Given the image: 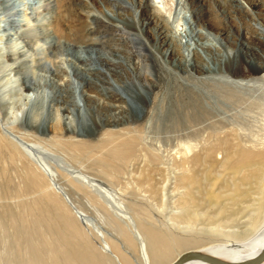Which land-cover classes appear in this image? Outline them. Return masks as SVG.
<instances>
[{"label":"bare ground","instance_id":"bare-ground-1","mask_svg":"<svg viewBox=\"0 0 264 264\" xmlns=\"http://www.w3.org/2000/svg\"><path fill=\"white\" fill-rule=\"evenodd\" d=\"M43 1L0 0V64L9 70L7 78L0 81V87H5L0 88V264H111L108 260L112 264H128L133 262L127 255L128 248L138 252L133 264H171L185 253H192L193 257L181 264H242L258 256L264 250V131L256 142H247L232 126L214 140L204 141L198 137L201 128L192 126L216 113L236 115L256 103L264 114V61L257 63L256 53L245 41L230 49L221 37L201 26L202 0H146L142 6L155 5L168 22L151 18L153 42L145 36L146 25L135 4L125 5L126 10L131 6L134 9L131 18L123 8L122 17L109 12L111 22L105 28L113 29L117 38L125 42L132 53L130 58L120 54L123 47H116L117 57H113L96 46L66 43L68 57L60 58L59 66L63 70L38 56L45 73L39 77L30 72L15 75L23 62L10 52L11 47L20 44L26 27L34 21L48 22L52 16L42 12ZM239 1L219 3L240 5ZM31 3H35L33 9ZM7 8H13L12 16L4 14ZM183 8L187 15H182ZM125 21L129 27L120 24H127ZM130 29H134V36L127 35L131 34ZM211 35L213 41H209ZM24 51L29 57L37 53V47ZM60 51L63 50L57 47ZM120 62L126 70L115 65ZM47 81L57 89L52 95L44 88ZM66 83L74 88V98L67 93ZM83 85L87 88L82 89ZM6 86L15 87L11 100V90ZM158 86L162 90L161 93L158 89L162 94L158 111L164 113L166 108L170 118L190 122L191 129L180 135V145L185 150L204 147L188 160L191 174L182 175V213L174 227L165 219H157V223L150 215L151 207L142 201L150 192L159 194L155 186H149L147 176L138 178V184L127 182L119 196L113 192L117 190L114 186L130 173L138 136L128 133V129L108 130L98 141L66 135H82L93 115L102 113L108 117L112 109L123 107L126 116L130 115L129 109L136 111L137 116L144 114L146 104H155L156 97H151V93ZM255 87L263 89L260 102L248 95ZM113 90L119 92L117 96ZM98 94L108 99L109 105L87 107L84 97L90 101ZM49 96L53 102L50 113ZM60 110H68L80 122L75 126V118ZM40 113L43 117L38 122ZM19 116L22 122L17 124ZM100 121L102 125L110 122ZM113 121L117 124V120ZM253 144H258V148ZM216 148L226 151L221 160L213 158ZM85 165L105 182L83 172L81 166ZM9 171L15 172L11 174L19 179L18 186L11 185ZM230 174L234 175L233 180ZM112 187L116 189L112 191ZM9 191L18 198L16 205L9 202ZM251 194L252 207L243 214L247 217L244 228L224 230L226 219L236 217L234 205ZM72 195L81 198L90 209L102 207L108 223L120 236L107 238L94 221L96 216L76 206ZM227 200L231 202L226 204ZM209 207L217 210L209 211ZM226 208L231 209L230 216L224 217ZM85 227L93 231L103 253L91 242ZM228 236L235 240H228ZM117 247L123 249V258ZM255 264H264V258Z\"/></svg>","mask_w":264,"mask_h":264},{"label":"rangeland","instance_id":"rangeland-1","mask_svg":"<svg viewBox=\"0 0 264 264\" xmlns=\"http://www.w3.org/2000/svg\"><path fill=\"white\" fill-rule=\"evenodd\" d=\"M145 1L146 0L43 1L44 6L42 7V12H48V14L50 13L52 15L50 17V20L48 22H45L48 25L45 23L38 24L40 22L36 23L34 21L32 26L28 28L26 27L24 29V35H21L19 39L21 40V42L19 41L20 44L17 46H12L11 51L9 50L11 53L15 52L14 56L18 60H21L20 62H23V65L21 64L19 69L17 68L18 73L16 72L17 74L15 75L22 76L25 73L30 72V74L34 76L38 74L39 77L41 74L45 73L44 67H42L40 62H38V56L44 59L46 57V59L50 60L53 63L55 68L63 70V68L59 66L61 65L60 58L68 57L65 52L66 43H72L76 46L83 47L96 46L100 51H104L108 55L113 57H117L115 51L117 50L116 47H123L124 49H121L119 51L120 54H122L126 58H130V55L132 53L130 52L129 48L126 47L125 42L117 38V34H114L113 29H108L105 27L108 22H111V20L109 19V12L117 13L119 17H122L123 15L120 14V12L121 10H126L125 5L135 4L136 7L139 8V16L141 20L144 21L146 25L145 36L151 42H153V40L155 39V31H153V20L157 18L162 23L168 24V22L165 13L155 5L151 4L148 7L142 6ZM219 2L221 3V0H202V5H204L202 8L204 16L199 22L201 23V26L207 27L212 35L214 34L215 36L221 37L226 42L227 47L230 49H236L239 45H241V42L245 41L250 46L251 50H254V55L256 53L255 57L257 58V63L264 61V0H240V5H237L236 3H228V5H222ZM34 5L35 3H31L30 6L32 9L34 8ZM181 11L182 15H187L186 8H183ZM12 13L13 8H7L4 12V14L10 16L13 15ZM125 15L128 18H131L134 15V9L132 8V6L131 8H127V10L125 11ZM151 18L153 20H151ZM125 22L127 24H124V22L120 24L129 27L128 22ZM129 32L131 34H127L128 36H134V29H130ZM212 35L209 37V41H213ZM51 38L54 40L52 41ZM32 46L37 47V53L31 54V56L28 57L27 54L25 55L24 49H30V47ZM57 47L61 48V50L63 51H60L58 53ZM41 51H43V53H41ZM31 57L33 58L31 59ZM76 57L77 56H75L73 60H75ZM115 65L123 70H126L121 62ZM7 72H9V70H7V67H5L4 64H0V81H4L7 78ZM66 86L67 93L71 98H74V88L68 84ZM53 87L54 86H52L50 82L48 83V85L44 86L45 90L48 91L46 93H51V95L54 94L57 89ZM0 88L3 90L5 87ZM86 88L87 86H82V89ZM159 88L160 86L156 88L157 90L154 89V92L151 93V97L153 95L156 97L155 104L153 106H151L150 104H146L144 114L137 116L136 111L129 109L130 115L126 116L128 113L127 111L123 110V107H121L123 111L121 109H112V111L107 113L108 117L104 116V114L102 113L93 115V117H91V119L87 121L88 125L85 126L84 129H82V135H78L76 133L69 134L68 132H66V135H73L74 138L84 139L88 141H98L105 136L108 130L119 132L123 129L125 132L129 130L128 133H133L138 136L139 143L137 146L135 159L130 164L132 165V168L131 166H129L130 173L125 176V179L127 181L123 179L120 184H116L114 186L119 191H113V189H116L113 187L112 191L117 193V195L119 196V194H122L121 192H123L122 187L124 185H127L129 182L130 185L138 184V178L147 176L149 180V186H155V188L159 191V194L150 192L148 194L149 197H143L142 201L148 207H151L150 215L153 214L151 216H153L156 221L157 219H161L162 221H164L163 219H165V222L168 223L169 221V224H173L174 227V225L177 226V218H179V215L182 213V207L180 205L182 193H184V187L181 186L182 175L186 174V176H189L191 174L190 162L188 160L195 153L202 152L204 150V147H202V145H198L191 150H185L180 145V135L191 129L189 127L190 122H187L188 120L186 121L180 118L178 120L170 118L167 113H165L167 111L166 108L164 113L158 111L159 107L157 106V102L159 103V99L162 95V90ZM6 89H9V91L11 90L8 96L10 100L13 99L14 97L11 95V93L14 92L15 87L6 86ZM126 89L129 90L128 87ZM158 89L161 91V93L160 91H158ZM113 91L117 96L119 92L115 90ZM248 93L251 98H255V100L257 101H262L263 89L261 87H255L252 90H249ZM84 99L85 105L89 108H104V106L109 105L108 99H106L102 94H98L97 97L90 99V101L86 100V97H84ZM115 101L117 102V100ZM120 104L124 106V104ZM52 105L53 102L51 100V97L49 96L47 98V108L49 113L51 111ZM165 105H167V103ZM54 107L57 106L55 105ZM249 107L250 109L243 110L241 111V113H238L236 115L226 116L222 112L210 115L208 118H205L206 121L205 119H203L193 122L192 127L201 128V134L198 137L202 140L205 139L204 141L214 140L217 135L224 134V129L233 126L232 128L239 131L241 136L244 137L247 142H256L257 140H259V137L263 135L264 127L262 126H264V114L259 103L252 104V106ZM53 109L55 110V108ZM60 111L62 114L69 115L72 118L74 117L75 126L78 122H80V118L78 119L75 116H72L73 114L68 110ZM42 117L43 115L42 113H40L37 117L38 122L42 119ZM100 120H103L104 122L110 120V122H106V125H102ZM113 120H117V124H112L114 122ZM21 122L22 116H19L18 119H16L15 123L19 124ZM89 122L92 124L89 125ZM257 146L258 144H253L254 148H258ZM145 147H147L146 149L148 151L145 149ZM151 151L153 154H151ZM225 152L226 151L224 149L216 148L213 151V158L216 160H221L224 157ZM76 167L80 168L78 165ZM81 167L83 172L88 173L94 178L97 177V179H100V181L105 182L99 175L96 174L95 170L88 165ZM13 172L14 171H9L12 178L11 185L18 186L19 179L17 178V176H15V174H11ZM232 175L233 174H230L228 176L233 180L235 177L234 175ZM232 180L230 179L229 182H232ZM161 184L165 187H162ZM162 191L164 192V194L162 193ZM151 193L154 195H152ZM12 195L13 192L9 191L8 200H10L9 202L13 205H16L18 202L16 200H18V198L14 197V195L12 197ZM72 196V199L76 206L80 207L84 211H87V213L89 211L90 214H88L91 216L93 215L92 217L96 216V219L94 221L98 224V226L101 227V229H103L107 238L115 239L117 236H120L119 233V235L117 234L118 231L115 230L110 223H108L109 219L105 218V211L102 207H99L98 209H93L94 207H91L90 209L89 206L82 204L83 200L81 198H77L76 195ZM253 197L254 195L251 194L248 197H244L239 200L236 205L233 204L234 208L238 212L235 214L236 217L234 219H226V221L228 222L225 221L226 223H223L224 230L233 231L236 229L235 231H240L242 228H244V221L247 219V217H244V215H246L247 210L252 207L250 204L253 201ZM79 199H81L82 201ZM144 199L146 201H144ZM230 202L231 201L227 200L226 204H229ZM202 207L205 208V206H201V208ZM212 209L214 211L217 210L215 207H209L208 210L213 211ZM228 210L231 211L230 208H226L227 212L224 214V217L230 216V212ZM100 215H102L103 217H101ZM242 218L243 220L241 221L240 219ZM172 221H174L175 223ZM157 223L159 222L157 221ZM85 232L92 239L90 240L91 242L93 241V243L96 245L98 251L102 252L99 248L98 242L94 238L93 231L86 228ZM226 238L228 240H235L233 236H228ZM120 249H117V251H119L117 253L120 257L123 258V249ZM114 250H116V248H114ZM128 250L130 252H127L129 254H126L133 260L132 263L128 264H133L138 260L136 259L138 258V252L136 250L134 252V248H128ZM108 261L112 264L111 260Z\"/></svg>","mask_w":264,"mask_h":264},{"label":"water","instance_id":"water-1","mask_svg":"<svg viewBox=\"0 0 264 264\" xmlns=\"http://www.w3.org/2000/svg\"><path fill=\"white\" fill-rule=\"evenodd\" d=\"M191 257H193L192 253L182 254L171 264H181L182 262L186 261L187 259H190ZM263 258H264V250L258 256H256L255 258H253V259H251V260H249V261H247L245 263H242V264H255L259 260H261ZM216 263H218V262H216ZM218 264H220V263H218Z\"/></svg>","mask_w":264,"mask_h":264}]
</instances>
